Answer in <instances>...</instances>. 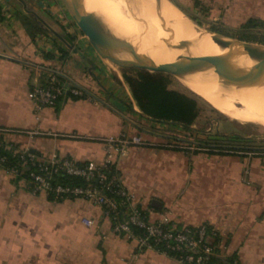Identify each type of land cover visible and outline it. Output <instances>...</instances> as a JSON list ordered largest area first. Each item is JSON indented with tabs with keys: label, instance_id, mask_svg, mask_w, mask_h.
Returning a JSON list of instances; mask_svg holds the SVG:
<instances>
[{
	"label": "crops",
	"instance_id": "1",
	"mask_svg": "<svg viewBox=\"0 0 264 264\" xmlns=\"http://www.w3.org/2000/svg\"><path fill=\"white\" fill-rule=\"evenodd\" d=\"M24 1L26 6L0 0V138L14 150L100 164L108 149L104 139L141 136L148 144L116 152L115 167L150 220L167 216L178 227L207 224L226 245L225 258L264 264V152L227 153L201 142L193 151L176 146L170 135L150 129L152 120L142 115L122 73L93 50L76 24L68 26L65 7L55 0ZM170 1L183 12L206 5L228 28L251 19L264 25V0ZM31 12L54 31L72 34L73 48L86 59L42 28ZM51 73L87 95L63 96L36 112L31 91ZM111 224L97 205L50 199L0 169V264H181L156 250L140 251Z\"/></svg>",
	"mask_w": 264,
	"mask_h": 264
},
{
	"label": "built area",
	"instance_id": "2",
	"mask_svg": "<svg viewBox=\"0 0 264 264\" xmlns=\"http://www.w3.org/2000/svg\"><path fill=\"white\" fill-rule=\"evenodd\" d=\"M84 94V89L61 79L56 73L50 74L45 85L36 86L31 91L36 112L54 106L63 96L82 97ZM104 142L108 149L100 164L78 163L58 155L44 157L28 149L14 150L3 140H0V148L15 153L24 165L29 164L33 168L28 177L34 193L52 195L55 200L80 198L101 207L103 215L112 221V230L135 241L140 251L156 250L181 264H216L214 259L225 258L226 245L215 229L207 224L178 227L167 216L151 221L148 211L135 202L134 195L126 189L120 175H107L115 165L116 152L122 153L131 145L148 144L141 136L119 133L104 139ZM5 162L6 157L0 155V169L13 177L22 173L17 164L4 165ZM58 175L78 177L87 184L54 182ZM93 181L98 185H93ZM82 222L88 227L97 226L92 219H83Z\"/></svg>",
	"mask_w": 264,
	"mask_h": 264
},
{
	"label": "bare ground",
	"instance_id": "3",
	"mask_svg": "<svg viewBox=\"0 0 264 264\" xmlns=\"http://www.w3.org/2000/svg\"><path fill=\"white\" fill-rule=\"evenodd\" d=\"M86 1L91 10L99 12L117 32L125 36L136 35L138 28L147 30V38H150L149 34L155 38L174 34L177 40L194 39L202 33L171 1ZM188 50L195 54H217L220 51L210 36L194 39ZM130 54L133 55L132 52ZM179 54V51L166 46L150 51L157 63L173 62ZM178 78L185 87L201 95L230 119L264 126V65L237 68L223 74L205 73Z\"/></svg>",
	"mask_w": 264,
	"mask_h": 264
},
{
	"label": "water",
	"instance_id": "4",
	"mask_svg": "<svg viewBox=\"0 0 264 264\" xmlns=\"http://www.w3.org/2000/svg\"><path fill=\"white\" fill-rule=\"evenodd\" d=\"M20 1L26 6L24 0ZM60 1L93 50L102 59L120 68H141L150 72L168 73L178 78L205 73L223 74L237 68L248 69L264 65V44L247 42L211 29H204L183 11L185 18L196 28L202 30V33L194 39L210 36L219 48V53H190L188 48L194 39L177 40L174 34L163 38H155L149 34L150 38H147L148 32L143 28H138L136 35L125 36L117 32L99 12L91 10L86 0ZM31 14L42 28L54 33L69 48H72L74 53H80L78 47L73 48L72 44L66 40L64 33L54 31L39 15L34 12ZM164 46L177 50L180 54L173 62L157 63L152 59L150 51L161 49ZM131 52L133 55L130 54ZM80 55L86 59L83 53Z\"/></svg>",
	"mask_w": 264,
	"mask_h": 264
},
{
	"label": "trees",
	"instance_id": "5",
	"mask_svg": "<svg viewBox=\"0 0 264 264\" xmlns=\"http://www.w3.org/2000/svg\"><path fill=\"white\" fill-rule=\"evenodd\" d=\"M261 24L262 23L251 19L247 21L245 25L240 28L241 31L239 32H241L240 34H244L247 36H250L255 33H259L257 31L254 32V30L264 28V27H260V26H264ZM37 30L38 28L35 29L34 33L32 34H35ZM212 30L217 31L216 29H212ZM65 38L70 44H73L75 41L74 36L70 33H66ZM121 72L123 79L128 85L132 93L133 99L135 100L139 110L141 111L142 115L147 119L160 123L177 124L180 125L184 130L185 129L189 130L199 120L203 110V104L209 106L212 111H215L222 115L221 112L216 110L207 101H205L197 94L193 92L187 93L181 90L171 88L170 86L172 84L173 76L168 73L150 72L145 69L135 68V67L121 68ZM86 95L87 92L85 91V94L82 97H85ZM67 96H72V95H67ZM72 97H76V96H72ZM173 139H175L178 142L175 144L176 146H180L182 145L183 142H185L184 139H182L181 137H175V138L173 137ZM0 140L3 139L0 138ZM3 141L5 142V140ZM201 146H204L205 148L210 147L208 146V144H201ZM222 149L227 153L240 152V151L264 152V148L261 149V148L240 147V146L224 145ZM0 155L6 157V162L4 163V165L17 164L19 169L22 170V173L18 177H14L15 179L18 180L25 179L30 182L28 174L30 170H33V168L29 164L24 165L19 160V158L15 153L7 151L4 148H0ZM115 174L120 175L119 171L116 169L114 165L107 172V175L110 177L111 175H115ZM54 182L63 183V184L66 183L71 185L87 184L86 181H84L81 178L67 177L65 175L55 176ZM92 184L98 185V183L95 181H93ZM49 197L50 199L53 200L55 199L52 195H50ZM143 209L146 210L145 208ZM213 261L216 264H235L234 263L235 261L238 262V260L233 255L223 259L216 258Z\"/></svg>",
	"mask_w": 264,
	"mask_h": 264
},
{
	"label": "rangeland",
	"instance_id": "6",
	"mask_svg": "<svg viewBox=\"0 0 264 264\" xmlns=\"http://www.w3.org/2000/svg\"><path fill=\"white\" fill-rule=\"evenodd\" d=\"M61 4L62 9L65 7L60 0H55ZM170 3V0H167ZM54 2V1H53ZM171 4L175 7L172 2ZM66 9V8H65ZM53 11V10H51ZM65 13L64 20L68 22V26H71L73 19L68 14L67 10H63ZM187 16L198 22L204 29H216L221 34L238 38L247 42H256L264 44V28L259 30L256 29L250 36L240 34V28H228L222 25L221 22L215 20L217 13L211 12L208 6L199 4L192 6V10L184 11ZM46 18L52 22H56V16L49 14ZM54 24V23H53ZM75 24V23H74ZM67 26V27H68ZM62 33L66 35L67 30H62ZM69 33V32H68ZM82 34V33H81ZM83 35V34H82ZM84 36V35H83ZM86 39V38H85ZM107 61V60H106ZM109 64L119 73L121 68L112 62L108 61ZM173 89L181 90L187 93L196 92L185 87L179 78L173 77L172 84L170 86ZM201 98V95L197 94ZM207 101L205 98H203ZM212 107H214L209 101H207ZM240 106L239 104H237ZM215 108V107H214ZM216 109V108H215ZM217 110V109H216ZM220 112V111H219ZM146 119V118H144ZM149 121V120H148ZM146 119V122H148ZM150 123V124H149ZM150 129L155 130L158 133H165L171 137H181L185 142L182 143V147H189L191 151L197 148L198 142L202 144H208L207 148H213L214 145L221 146H240V147H252V148H264V126L256 123H241L230 119L222 113L219 114L212 111L209 106L203 104V110L197 123L194 125V130L186 131L180 125L177 124H166L160 122H148ZM239 137V139H238ZM218 147V146H216Z\"/></svg>",
	"mask_w": 264,
	"mask_h": 264
},
{
	"label": "flooded vegetation",
	"instance_id": "7",
	"mask_svg": "<svg viewBox=\"0 0 264 264\" xmlns=\"http://www.w3.org/2000/svg\"><path fill=\"white\" fill-rule=\"evenodd\" d=\"M214 146H219V145H214Z\"/></svg>",
	"mask_w": 264,
	"mask_h": 264
}]
</instances>
